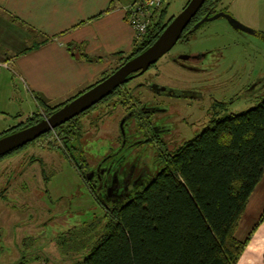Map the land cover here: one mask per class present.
Segmentation results:
<instances>
[{
  "label": "rangeland",
  "instance_id": "rangeland-1",
  "mask_svg": "<svg viewBox=\"0 0 264 264\" xmlns=\"http://www.w3.org/2000/svg\"><path fill=\"white\" fill-rule=\"evenodd\" d=\"M186 3L187 0H165L166 15L178 14ZM221 5L227 6L239 22L264 30V0H222ZM200 53L207 55L201 62H189L191 68L178 66L169 57ZM262 75L264 37L235 30L223 17L204 22L190 34L187 41H178L171 51L135 80L142 82L146 78L178 91L195 92L184 99H171L176 111L172 110L175 115L169 122L175 124H170L169 131L159 133L166 145L162 154L193 137L206 125L211 116L206 115V109L214 100L227 103L228 110L219 112V115L253 106L261 96H241L242 89L255 83ZM7 85L5 79H0L1 88ZM11 88L12 85L7 93L3 92L5 89L0 91L4 98L0 110L5 112H0V133L27 116V108L19 101L21 98L15 101L5 98L4 94L11 95ZM137 90L142 91L143 88L138 87L133 94ZM231 97H234L233 101H230ZM19 108L23 115H19ZM32 108L37 110L36 107ZM123 112L119 106L113 116L105 121L108 122L107 126L105 122L89 126L87 118L83 119L84 127L90 132L84 138L87 142L86 165L89 169L97 164L101 156L114 152L110 154V160L107 158L102 162H113V168L125 171L133 169L134 174L139 173L148 179L161 166L158 142H145L143 135L146 131L134 133L135 123H127L124 131L127 140L124 137L125 140L120 143L122 135H119L118 121ZM182 117L189 124H184ZM95 122L92 120L91 124ZM50 137V144L57 146L53 132ZM42 140L44 138L41 136L32 144L0 159V264H79L86 254L85 250L64 252L57 244L58 236L93 218L99 217L101 223L106 220L107 209L96 201L95 193L85 187L74 166L59 149L49 150L48 145L42 146ZM118 150L120 152L117 154ZM40 159L43 166L38 162ZM138 188L137 185L131 187L128 194H133ZM260 206L256 209L259 214L256 211L250 220L247 216L242 218L241 230H238L247 239L242 251L245 253L243 259L253 262L257 257L259 263L255 264H264V225L262 230L258 229L264 222V208L262 204ZM253 235L256 250L252 248L250 253L248 249L252 245L247 244Z\"/></svg>",
  "mask_w": 264,
  "mask_h": 264
},
{
  "label": "trees",
  "instance_id": "trees-1",
  "mask_svg": "<svg viewBox=\"0 0 264 264\" xmlns=\"http://www.w3.org/2000/svg\"><path fill=\"white\" fill-rule=\"evenodd\" d=\"M218 1L206 0L192 21L214 13ZM165 14L163 3L119 64L154 41ZM57 105L44 103L0 135L35 123ZM160 164L127 200L106 210L104 223L96 217L59 235L60 248L84 249L79 264H236L247 239L235 231L264 174V95L239 112L212 114L193 137L163 153Z\"/></svg>",
  "mask_w": 264,
  "mask_h": 264
},
{
  "label": "crops",
  "instance_id": "crops-1",
  "mask_svg": "<svg viewBox=\"0 0 264 264\" xmlns=\"http://www.w3.org/2000/svg\"><path fill=\"white\" fill-rule=\"evenodd\" d=\"M133 1L0 0V61L8 62V67L0 70V79L8 85L0 91L7 93L12 85L11 95L4 94L5 98H21L27 118L35 112L32 107L40 111L44 103L58 104L117 66L137 42L125 18V8ZM261 204L264 208V174L239 220L235 231L238 239L245 238L238 232L242 218L250 220ZM253 241L254 235L247 244L252 245L248 252L256 250ZM244 255L236 264L259 263L257 257L252 262L243 259Z\"/></svg>",
  "mask_w": 264,
  "mask_h": 264
},
{
  "label": "flooded vegetation",
  "instance_id": "flooded-vegetation-1",
  "mask_svg": "<svg viewBox=\"0 0 264 264\" xmlns=\"http://www.w3.org/2000/svg\"><path fill=\"white\" fill-rule=\"evenodd\" d=\"M205 1L206 0H204V2ZM203 3L199 7V9L202 7ZM221 4H222V0H219L217 2L215 12L223 11L233 16L228 11V7L223 6ZM199 9L197 10V12L199 11ZM207 14L211 15L213 13H207ZM173 16L174 15L165 14L163 17L162 23L163 24L165 23L167 25V23L172 19ZM200 16L202 17L203 14ZM200 18L196 19L195 21H192L191 19L188 25L186 26V28L184 29V31L186 33L191 34L193 31L189 32L188 30ZM245 26L248 27L249 29L248 30L235 29V30H238L240 32L247 33V34H250L256 37H264L263 29L250 27L247 25ZM183 32L181 34V37L178 39V41L188 40L190 34L188 37H185V36H182ZM171 49L169 51H171ZM169 51H167L165 54H167ZM206 55L207 53L189 54V55L176 54L172 56L170 55L169 57L172 60V62L175 63L176 65L191 68L189 62L190 63L201 62L202 59ZM157 61L152 63L142 73L134 75L126 82L120 84L111 93H109L107 96H105L103 99H101L96 104L92 105L90 108L72 117L71 119L64 122L63 124L58 125L53 130L41 135L44 138V140H42L40 144L42 146L48 145L50 148L49 150H52L53 148L59 149L61 151V154L64 157H66L69 160V162L74 166V168L77 170V172L79 173L80 179L82 180L85 187L89 191H92L93 193H95L96 201L99 202L101 206L105 207V209L109 210L111 209L113 204L119 205L123 203L125 200H127L131 196L128 194L130 188L135 185H137L140 188L141 186L145 184L147 178H143L141 174L139 173L134 174L133 169L125 171L120 168L119 169L115 167L113 168L112 167L113 162L112 163L110 161L109 163L102 162L103 160H106L109 157L111 158L114 152L110 153L112 154L111 156L110 154H105L101 156L97 164L88 169L86 165L87 158L85 156V154L87 153V142L85 143L84 138H86L85 134H88L90 132L89 130H87V128L84 127L83 119L87 118L89 126L97 125L100 122L103 123L106 120L108 121L109 118L113 116L116 109L120 106L121 108H123V111H124L118 121L119 130H120L119 135L120 137L122 135L120 143L123 141L124 137L127 140V137L125 136V132H124L125 125L127 123L128 124L135 123L136 127L133 128L132 131H134V133L138 131L139 132L146 131V133H148L149 136L146 133L143 135L145 142H150V143L158 142V147L160 148L158 157L161 158L160 156L162 155V151L166 149V145L162 139V136L159 133L162 134L166 131H169L170 130L169 128L171 127L170 124H175L174 122H169V119H171V117L175 115V112H173L172 110L176 111L174 109L175 105H173L174 102H172L171 99L172 98L184 99L186 95L194 94L195 92H191L188 90L178 91L177 89H174L168 85H160L152 80L148 81L146 78H144V81L142 80V82H136L138 80L136 78L142 76L148 69H150V67L154 66ZM120 64L118 63L117 66H119ZM117 66H115L113 69H110L109 71H106L104 77L107 76L110 72H112ZM104 77H102L101 75V77L98 78L94 83L103 79ZM92 84L83 88L78 93L72 95L68 99L58 103L59 105L57 106L58 107L61 106L63 103L67 102L69 99L73 98L74 96H76L77 94H79L80 92H82L83 90L91 86ZM138 87H142L143 90L142 91L137 90L138 92L133 94L134 90L138 89ZM242 90L244 91L241 93V96L243 95L247 97L249 96L250 97H254V96L262 97L264 95V75L260 76L255 83L251 85L250 84L246 85V87L243 88ZM233 100H234V97H231L230 101H233ZM227 110H228L227 103L225 101L214 100L213 102H211V105L206 109V115L209 116V114L210 115L218 114L219 112H223ZM46 116L48 115L45 114L43 117H46ZM182 118L184 120V124H189V122L186 120L185 117H182ZM25 119L23 121H25ZM39 120L40 119H37L35 122ZM92 120L93 121L95 120L96 122L91 124ZM209 120H210V117L208 121ZM105 123H106L105 126H107L108 122H105ZM28 125H30V123ZM104 127H101V128H104ZM51 132H53V138H55L56 141L58 142V143L56 142L57 146L50 144L52 143L50 142L52 141V138L50 137ZM41 136L35 138L34 140L24 144L23 146L19 148H16L15 150L3 156H0V159L14 152H17L19 149L29 144H32L34 141L39 139ZM134 140H135L134 141L135 143L136 138ZM139 140L140 139H138L137 141ZM129 141H132V140H129ZM119 152L120 151L118 150L117 154ZM110 158L107 160H110ZM38 162L41 164V166H43L42 159H40ZM131 167H133V165ZM1 193L2 191L0 192V194Z\"/></svg>",
  "mask_w": 264,
  "mask_h": 264
},
{
  "label": "water",
  "instance_id": "water-1",
  "mask_svg": "<svg viewBox=\"0 0 264 264\" xmlns=\"http://www.w3.org/2000/svg\"><path fill=\"white\" fill-rule=\"evenodd\" d=\"M203 2L204 0H188L181 11L172 17L151 44L126 59L103 79L55 108L48 116L18 130L0 135V156L53 130L99 102L132 76L142 73L172 48ZM219 17L225 18L234 29H249L229 13L218 11L211 15H203L188 31H195L203 22Z\"/></svg>",
  "mask_w": 264,
  "mask_h": 264
},
{
  "label": "built area",
  "instance_id": "built-area-1",
  "mask_svg": "<svg viewBox=\"0 0 264 264\" xmlns=\"http://www.w3.org/2000/svg\"><path fill=\"white\" fill-rule=\"evenodd\" d=\"M165 0H134L125 8L126 19L134 32L137 41L142 40L151 23L153 13ZM8 67V62L0 61V68Z\"/></svg>",
  "mask_w": 264,
  "mask_h": 264
}]
</instances>
